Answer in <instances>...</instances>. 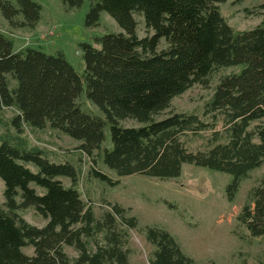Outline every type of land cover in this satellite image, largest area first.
<instances>
[{"label":"trees","instance_id":"trees-1","mask_svg":"<svg viewBox=\"0 0 264 264\" xmlns=\"http://www.w3.org/2000/svg\"><path fill=\"white\" fill-rule=\"evenodd\" d=\"M227 1L90 0L87 26H97L107 13L124 32L103 36L99 47L83 45V76L62 53L17 51L0 33V179L5 185L0 264H131V230H140L152 245L150 264H197L167 229L140 228L131 209L119 203H108L109 210L98 217L79 189L81 168L32 146L27 133L52 130L79 141L82 153L98 151L86 182L117 185L98 168L100 162L118 177L159 179L177 178L189 164L233 176L227 188L233 202L243 181L264 165V21L250 30L234 29L220 11ZM63 3L75 8L84 0ZM259 8L264 10V0ZM0 10L11 28L27 31L38 27L42 15L41 5L32 0H0ZM136 15L144 18V38L137 35ZM162 41L166 47L159 50ZM227 68L238 70L220 79L205 108L214 122L222 118L226 142L216 134L208 150L189 151L182 136L214 130V125L193 113L157 117L174 98ZM84 84L104 118L78 104ZM7 110L13 111L10 120L3 118ZM127 120L141 125L124 126ZM107 126L113 148L102 153ZM27 209L46 225L25 220L21 212ZM236 221L252 237L264 238V177L250 190ZM27 247H33V255L24 252ZM66 247L78 256L70 257Z\"/></svg>","mask_w":264,"mask_h":264},{"label":"rangeland","instance_id":"rangeland-1","mask_svg":"<svg viewBox=\"0 0 264 264\" xmlns=\"http://www.w3.org/2000/svg\"><path fill=\"white\" fill-rule=\"evenodd\" d=\"M32 1L42 7L38 27L34 31L11 28L0 10V33L14 41L17 51L32 47L49 55L57 56L62 53L80 76L86 70L83 45L99 47L98 40L103 36L124 32L107 13H102L97 26H87L86 15L90 0H84L81 7L75 8L68 7L63 0ZM261 3L262 0H228L220 5V11L234 29L250 30L264 21V10L259 8ZM135 17L138 21L137 35L144 38L148 34L144 18L139 15ZM165 47L166 44L162 41L159 50ZM237 70L227 68L213 74L206 85H195L174 98L170 108L157 117L163 119L172 113H193L202 121L214 125V130L182 136L189 151L208 150L215 143L216 134L219 135L220 143L226 142L222 118L214 122L211 115L205 114V108L220 79ZM83 89L78 99L81 109L104 118L100 109L88 99L86 84ZM12 115L13 111L7 110L3 118L10 120ZM123 125L133 127L141 124L135 120H127ZM27 135L32 146L52 151L59 158L70 160L78 169L81 168L79 189L83 199L93 206L98 217L109 210L108 203H119L124 208L131 209L132 215L140 221V228L156 225L167 229L175 236L183 252L197 264H264V238L252 237L236 221L250 190L264 177V165L243 181L237 198L231 202L227 196V188L233 176L189 164L183 166L179 177L159 179L141 174L118 177L100 162L98 168L114 182H118L117 185L112 186L109 182L100 180L86 182L88 171L96 165L93 160L98 159V151L93 156L82 153L78 149L81 144L79 141L52 130L37 134L28 132ZM112 148L110 128L107 126L102 153ZM61 180L66 186L71 185L69 179ZM4 188V182L0 179L1 203H4ZM38 190L42 192L41 189ZM21 215L37 227H43L47 223L34 209L24 210ZM128 246L131 264H150L153 247L140 230L128 232ZM65 251L72 258L78 256L77 251L71 247H66ZM24 252L33 255L34 249L27 247Z\"/></svg>","mask_w":264,"mask_h":264}]
</instances>
